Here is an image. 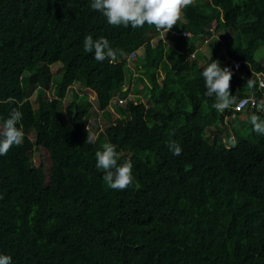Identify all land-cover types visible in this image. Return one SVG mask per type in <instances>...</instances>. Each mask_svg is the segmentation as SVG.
<instances>
[{
    "label": "trees",
    "instance_id": "obj_1",
    "mask_svg": "<svg viewBox=\"0 0 264 264\" xmlns=\"http://www.w3.org/2000/svg\"><path fill=\"white\" fill-rule=\"evenodd\" d=\"M91 2L0 0V124L18 109L24 132L0 156V254L12 264H264V135L250 123L264 112L234 115L251 128L247 138L237 128L227 140L219 133L264 72V0H194L155 45L154 26H112ZM210 30L220 39L196 50ZM88 35L107 38L116 58L86 53ZM217 60L233 71L236 100L224 112L202 76ZM75 84L95 94L109 122L94 144H85L91 102L69 103L70 125L58 111ZM128 95L135 102L122 106ZM104 143L115 145L118 164H133L126 190L107 188L96 167Z\"/></svg>",
    "mask_w": 264,
    "mask_h": 264
},
{
    "label": "clouds",
    "instance_id": "obj_2",
    "mask_svg": "<svg viewBox=\"0 0 264 264\" xmlns=\"http://www.w3.org/2000/svg\"><path fill=\"white\" fill-rule=\"evenodd\" d=\"M192 3L193 0H92L91 8L101 12L106 17L107 23L112 26L139 28L147 24L154 26L157 31L168 32L178 25L182 10ZM83 44L84 51L94 52V58L97 61L115 59L117 56V50L111 47L109 40L105 37L94 40L91 35H88ZM202 76L206 87L205 95L214 98L212 107L218 112L228 110L236 100V96H233L230 91L233 71L228 67H221L217 60L203 69ZM247 84L253 86L254 81L250 79ZM258 110L264 111V100L259 102ZM21 120V111L13 109L9 117L0 124V156L6 155L14 145L20 146L23 143L24 132L22 127H17ZM250 123L254 132L264 135V119L253 114L250 117ZM86 131L88 135L85 144H94L95 134L89 126ZM230 145L233 147L236 145L235 138L231 139ZM169 148L174 156L182 154L181 146L175 141L169 142ZM102 149L95 153L96 167L103 170L102 179L106 187L120 191L131 187L134 180L131 160L118 164L120 154L111 143H104ZM0 264H12V257L0 254Z\"/></svg>",
    "mask_w": 264,
    "mask_h": 264
},
{
    "label": "rangeland",
    "instance_id": "obj_3",
    "mask_svg": "<svg viewBox=\"0 0 264 264\" xmlns=\"http://www.w3.org/2000/svg\"><path fill=\"white\" fill-rule=\"evenodd\" d=\"M235 1H237V0H235ZM203 51H209L210 52L208 47H203ZM257 60L264 63V53H260ZM132 67H134V66H132ZM59 68H60V65H54L51 67V71L55 76L60 75L59 74ZM75 94L77 95V98H75ZM51 97H52V94L50 92H47L46 98H51ZM117 98H118V96H117ZM30 99L34 103L35 92H33L31 94ZM123 100H124V103L122 104V106L126 105V103H128V102H135V96L134 95H128V97L123 99ZM140 100L144 104H149L145 98L141 97ZM72 101H74V103L76 105H81L85 101L92 103L93 112H92V117L89 120L88 126L97 138L99 133L104 132V130L109 126V122L104 119L102 113L98 110L95 94L92 91H90L89 89L82 88L81 85H79V84H75L73 86V88L69 90L67 96L59 103V107H58V111H59L60 116L69 125L72 123V119H73L74 112H75L74 108L69 106V103ZM113 105L114 104H112L110 106V110L113 109ZM36 107H37V104H34V108H36ZM112 115L114 117L113 113H112ZM247 116H249V114H244L242 117L245 119ZM234 128L243 130L241 132H243L244 138H247L252 131L251 128L245 129L244 125H242V123L240 124V122H238L237 120L235 121L234 116H232V118L226 119L225 129L222 130L221 132H219L221 137L223 138V140H227V137L229 136L228 134H230V135L234 134L233 133ZM206 134L210 135V131L207 130Z\"/></svg>",
    "mask_w": 264,
    "mask_h": 264
},
{
    "label": "built area",
    "instance_id": "obj_4",
    "mask_svg": "<svg viewBox=\"0 0 264 264\" xmlns=\"http://www.w3.org/2000/svg\"><path fill=\"white\" fill-rule=\"evenodd\" d=\"M157 32H158V34H155V37H153V39H152V41H153L152 44H154V45L157 43L158 40L165 39V37H166L165 34H168V32H165L163 30L157 31ZM210 32H211V35L205 36L202 42H197L195 44L196 50L203 52V47L209 48V45H211L210 43H212V39L215 37L219 38V36L221 35V32L218 34L213 33L212 30H210ZM159 33H160V35H159ZM178 34L184 38H191L192 37V34L189 31L178 32ZM167 43L172 44L170 42V40ZM196 50L194 51V53L188 55V57H187L188 60H190V58L193 59L195 57ZM181 53H184V52H181ZM133 54L134 53H132L129 57H127L126 60L128 62H130L131 59L134 57ZM232 65H233V70L235 72H238L240 69L241 63L238 61H232ZM254 76H255L256 81H257V91H255L249 97H244V98H240L239 100H237L236 104L233 106V116L237 112L238 113H244V112L248 111L249 109L252 112L255 108L258 109L259 102L261 100H264V72L255 73ZM257 92H261L263 98L262 97H256ZM118 103H123V101L118 100ZM259 111L262 113L264 112L261 110H259Z\"/></svg>",
    "mask_w": 264,
    "mask_h": 264
}]
</instances>
